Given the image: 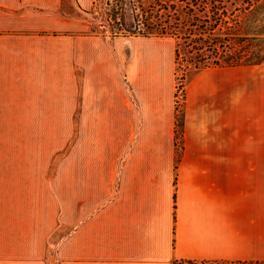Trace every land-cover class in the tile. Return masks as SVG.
Here are the masks:
<instances>
[{
  "label": "crops",
  "instance_id": "obj_1",
  "mask_svg": "<svg viewBox=\"0 0 264 264\" xmlns=\"http://www.w3.org/2000/svg\"><path fill=\"white\" fill-rule=\"evenodd\" d=\"M74 20L65 0H0V264H264V66L239 97L193 82L177 146L143 99L74 112ZM73 120H99V184L77 191Z\"/></svg>",
  "mask_w": 264,
  "mask_h": 264
},
{
  "label": "rangeland",
  "instance_id": "obj_2",
  "mask_svg": "<svg viewBox=\"0 0 264 264\" xmlns=\"http://www.w3.org/2000/svg\"><path fill=\"white\" fill-rule=\"evenodd\" d=\"M107 2L114 6L117 0H89L86 7L80 8L78 0H71L70 4L65 0L66 10L70 9L75 18L72 34L87 39L88 49L87 66L73 69L74 112L84 108L85 101L88 113H99V102H111L117 98L141 102L143 99L167 112L172 122L173 139L178 146L184 113L191 108L193 82L197 85L199 80L230 77L236 97H239L241 87L252 86L253 77L257 75L255 71L259 70L257 66L210 65L188 79L185 74L190 66H187L183 54L175 59L173 38L156 35L112 37L109 32L99 33V21L106 18L104 8ZM124 2L129 8L132 0ZM126 17L131 19L130 11ZM72 180L75 191L84 182L89 186L99 184V120L72 122ZM75 203L73 216L84 205L81 201L76 206Z\"/></svg>",
  "mask_w": 264,
  "mask_h": 264
},
{
  "label": "trees",
  "instance_id": "obj_3",
  "mask_svg": "<svg viewBox=\"0 0 264 264\" xmlns=\"http://www.w3.org/2000/svg\"><path fill=\"white\" fill-rule=\"evenodd\" d=\"M104 14L99 33L173 38L175 59L183 54L190 66L188 79L210 65L264 63V0H132L129 8L117 0Z\"/></svg>",
  "mask_w": 264,
  "mask_h": 264
}]
</instances>
